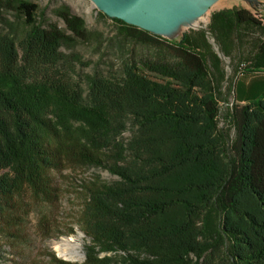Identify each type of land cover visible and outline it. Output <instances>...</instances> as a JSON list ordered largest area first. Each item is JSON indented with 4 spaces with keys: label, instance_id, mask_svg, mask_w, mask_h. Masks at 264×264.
<instances>
[{
    "label": "trees",
    "instance_id": "trees-1",
    "mask_svg": "<svg viewBox=\"0 0 264 264\" xmlns=\"http://www.w3.org/2000/svg\"><path fill=\"white\" fill-rule=\"evenodd\" d=\"M37 11L0 0V252L25 196L54 205L55 173L95 167L116 180L82 187L80 264H264V78L236 81L264 74V22L210 14L206 31L239 60L229 78L204 31L169 42L111 18L152 59L129 52L118 78L73 79L60 49L98 35L65 5L63 29Z\"/></svg>",
    "mask_w": 264,
    "mask_h": 264
},
{
    "label": "rangeland",
    "instance_id": "rangeland-1",
    "mask_svg": "<svg viewBox=\"0 0 264 264\" xmlns=\"http://www.w3.org/2000/svg\"><path fill=\"white\" fill-rule=\"evenodd\" d=\"M170 1L169 8L172 10L167 13L168 15L187 9L186 6L194 4L197 0ZM34 2L38 7L37 20L44 25L54 24L63 29L64 25L55 17L54 10L60 5H65L72 14L83 19L88 30L98 35L96 41L78 44L73 49H60L73 79H80L94 72L106 78H118L122 72L120 63L129 52L142 59H152L148 55L152 52L151 48L134 44L129 39L118 35V29L111 21L113 17L104 14L91 0H34ZM150 4H147V8ZM232 8L246 9L264 22V0H206L203 14L195 18L188 15L190 19H196L197 23L194 27L184 26L181 22L172 24L176 17H165L166 12L162 13L163 16L152 17L158 19L148 21L138 18L139 23H124L169 42L178 41L183 33L204 31L208 44L221 60L226 76L230 78L234 65L239 61L238 57L232 59L224 57L214 39L206 31V26L212 12ZM261 78H264V74H251L238 76L236 81L247 84L251 80ZM229 102H232V98ZM219 110V127H223L226 104L219 103ZM131 135V126L127 124L126 130L122 133L123 141H127ZM97 178L103 182L116 180L100 168H68L54 174L55 184L59 189V199L56 204L34 203L25 196L23 208L14 211L12 213L14 217L9 220L14 231L10 232L11 237L1 243L0 264H46L51 256L70 263H82L85 258L83 248L88 244V239L79 226V217L86 201V193L82 187ZM66 238H74L79 242L83 252L81 260L70 261L59 256L55 250V243H60Z\"/></svg>",
    "mask_w": 264,
    "mask_h": 264
},
{
    "label": "bare ground",
    "instance_id": "bare-ground-1",
    "mask_svg": "<svg viewBox=\"0 0 264 264\" xmlns=\"http://www.w3.org/2000/svg\"><path fill=\"white\" fill-rule=\"evenodd\" d=\"M170 0H149L150 6H144L141 12L139 13L138 18L148 20L149 19H158L152 18L157 16H163L162 13L171 12L172 9L169 8ZM206 0H197L194 4L186 6L187 9L183 11H175L171 15H165V17H176L172 22V24H179L187 27L196 26V19H190L188 15H192V17H197L204 12V4ZM193 3V2H192ZM183 9V8H182ZM181 9V10H182ZM161 21V20H160ZM158 22V21H157ZM171 24V23H169ZM162 25V24H161ZM55 250L58 252L59 256L65 258L70 261H78L83 258V252L80 247L79 242L74 238H66L61 240L60 243H55Z\"/></svg>",
    "mask_w": 264,
    "mask_h": 264
},
{
    "label": "water",
    "instance_id": "water-1",
    "mask_svg": "<svg viewBox=\"0 0 264 264\" xmlns=\"http://www.w3.org/2000/svg\"><path fill=\"white\" fill-rule=\"evenodd\" d=\"M106 15L131 24L139 23L138 16L149 0H91Z\"/></svg>",
    "mask_w": 264,
    "mask_h": 264
},
{
    "label": "crops",
    "instance_id": "crops-1",
    "mask_svg": "<svg viewBox=\"0 0 264 264\" xmlns=\"http://www.w3.org/2000/svg\"><path fill=\"white\" fill-rule=\"evenodd\" d=\"M149 3V1L147 2V4ZM147 4L145 6H147Z\"/></svg>",
    "mask_w": 264,
    "mask_h": 264
}]
</instances>
